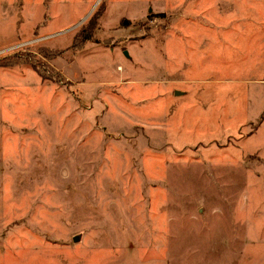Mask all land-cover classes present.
<instances>
[{
  "label": "rangeland",
  "instance_id": "obj_1",
  "mask_svg": "<svg viewBox=\"0 0 264 264\" xmlns=\"http://www.w3.org/2000/svg\"><path fill=\"white\" fill-rule=\"evenodd\" d=\"M0 264H264V0H0Z\"/></svg>",
  "mask_w": 264,
  "mask_h": 264
},
{
  "label": "water",
  "instance_id": "obj_2",
  "mask_svg": "<svg viewBox=\"0 0 264 264\" xmlns=\"http://www.w3.org/2000/svg\"><path fill=\"white\" fill-rule=\"evenodd\" d=\"M125 54V53H124Z\"/></svg>",
  "mask_w": 264,
  "mask_h": 264
}]
</instances>
